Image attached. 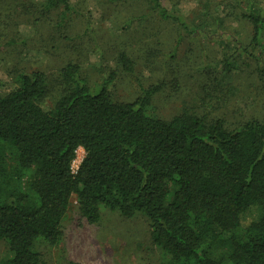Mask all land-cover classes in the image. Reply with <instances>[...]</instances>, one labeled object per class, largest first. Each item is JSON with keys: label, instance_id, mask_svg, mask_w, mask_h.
<instances>
[{"label": "trees", "instance_id": "obj_1", "mask_svg": "<svg viewBox=\"0 0 264 264\" xmlns=\"http://www.w3.org/2000/svg\"><path fill=\"white\" fill-rule=\"evenodd\" d=\"M150 1L159 19L175 22L187 35L197 33L161 0ZM45 6L73 8L69 0H46ZM244 17L258 44L264 14L247 9ZM119 61L125 74L134 72L127 54ZM78 71L75 64L61 70L68 87L51 107L40 104L46 93L42 71L22 73L9 92H0V143L39 173L33 197L4 192L0 146V239L9 249L0 264H41L33 244L59 242L73 194L91 222L100 218V206L125 217L144 215L152 243L170 264H264V121L229 128L222 119L208 122L187 113L162 119L145 111L156 86L119 101L106 85L93 92ZM79 147L85 154L73 172ZM218 248L223 257L216 256Z\"/></svg>", "mask_w": 264, "mask_h": 264}, {"label": "rangeland", "instance_id": "obj_2", "mask_svg": "<svg viewBox=\"0 0 264 264\" xmlns=\"http://www.w3.org/2000/svg\"><path fill=\"white\" fill-rule=\"evenodd\" d=\"M69 1L73 8L65 12L60 6L46 8V0H0L1 93L17 85L22 73L42 71L46 93L40 104L51 107L68 87L61 70L75 64L77 77L93 92L106 85L119 101H133L142 88L156 86L145 107L152 116L187 113L208 122L222 119L229 128L264 121V26L254 44L252 24L244 17L247 9L264 14V0H161L197 27L192 35L159 19L150 0ZM121 53L134 62L129 75L121 69ZM0 146L1 188L31 197L37 166L25 165L13 148ZM84 154L77 148L73 172ZM60 230L56 245L34 242L41 264H170L152 243L142 214L125 217L100 206V218L91 222L73 194ZM224 251L215 254L223 257ZM8 255L7 242L0 239V263Z\"/></svg>", "mask_w": 264, "mask_h": 264}]
</instances>
